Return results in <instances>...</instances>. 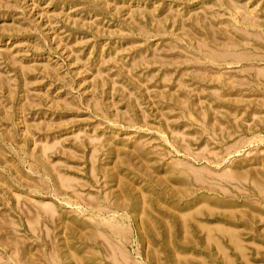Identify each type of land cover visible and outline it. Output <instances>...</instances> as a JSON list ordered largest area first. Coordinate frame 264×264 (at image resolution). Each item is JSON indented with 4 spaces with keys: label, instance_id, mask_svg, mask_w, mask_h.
I'll return each instance as SVG.
<instances>
[{
    "label": "rangeland",
    "instance_id": "rangeland-1",
    "mask_svg": "<svg viewBox=\"0 0 264 264\" xmlns=\"http://www.w3.org/2000/svg\"><path fill=\"white\" fill-rule=\"evenodd\" d=\"M0 264H264V0H0Z\"/></svg>",
    "mask_w": 264,
    "mask_h": 264
}]
</instances>
